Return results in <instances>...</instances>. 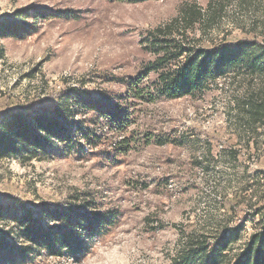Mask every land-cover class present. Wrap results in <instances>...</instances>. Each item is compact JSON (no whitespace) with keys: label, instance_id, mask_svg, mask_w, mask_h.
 Returning <instances> with one entry per match:
<instances>
[{"label":"rangeland","instance_id":"374dc122","mask_svg":"<svg viewBox=\"0 0 264 264\" xmlns=\"http://www.w3.org/2000/svg\"><path fill=\"white\" fill-rule=\"evenodd\" d=\"M20 22L23 36L0 35V124L49 111L62 91L76 89L132 112L118 134L134 139L114 154L120 136L98 112L80 109L69 119L94 130V143L75 132L69 151L55 142L37 158H0V235L15 242L24 209L64 230L48 216L54 209L95 211L110 220L87 251L32 264H173L190 237L212 242L241 227L237 250L253 232L249 207L264 201V109L250 112L264 103V70L238 69L177 99L158 95L151 71L142 85L152 101L128 95L124 80L147 72L157 30L187 48L250 37L262 51L264 0H0V25Z\"/></svg>","mask_w":264,"mask_h":264},{"label":"trees","instance_id":"16d2710c","mask_svg":"<svg viewBox=\"0 0 264 264\" xmlns=\"http://www.w3.org/2000/svg\"><path fill=\"white\" fill-rule=\"evenodd\" d=\"M26 30V25L21 22L12 26L0 25L2 36H23ZM156 33H160V30ZM156 33H152L149 38L148 46L153 49L156 58L147 67V72L142 77L124 80L130 92L128 95L135 98L154 100L151 94L144 95L147 88L142 85L143 78L151 71L156 73L151 86L158 95L177 99L202 93L209 82H215L218 77L229 72L242 68L264 70V49L257 52V41L250 37L225 41L209 48H187L179 39L160 37V34ZM179 57L184 59L178 61ZM171 64L176 65L173 67ZM80 109L98 112L107 119L108 128L117 134L131 123L132 112L130 113L124 106L110 102L101 103L98 99H91L86 91L66 89L57 96L49 109L50 112L48 108L39 112L21 111L1 121L0 158H37L39 154L46 153L48 148L54 146L55 142H60L64 151H69L74 147L72 135L75 132H81L87 144L94 143L99 138L94 130L83 129L81 124L74 127L73 121L69 119V116L77 114ZM262 109L264 103L254 107L250 112L256 116L262 112ZM133 139L131 135H121L119 140L112 142V152L126 153ZM249 208H251L249 215L253 220V232L237 250L233 251L231 243L238 240L241 227L224 231L212 242L204 236L190 237L174 255L172 263L264 264L263 199L255 201ZM24 210L22 216L15 218L18 224L17 232L11 235L16 238L15 242L18 241L17 239L23 240L25 245L18 246L14 241L12 242L10 233L0 235V264H32L38 258L60 256L66 252L83 254L92 245L93 235L100 231L106 220H110L95 211L88 215L77 214L73 217V212L67 216L65 210L54 209L55 211L48 216L64 223L65 227L67 226L64 230L65 228L61 229L55 225L43 226L39 218H32L29 211ZM40 212L47 214L48 209ZM69 218H72L74 224L66 223Z\"/></svg>","mask_w":264,"mask_h":264}]
</instances>
